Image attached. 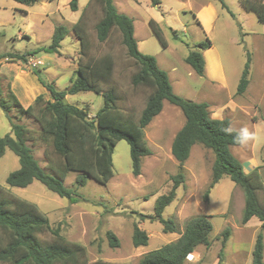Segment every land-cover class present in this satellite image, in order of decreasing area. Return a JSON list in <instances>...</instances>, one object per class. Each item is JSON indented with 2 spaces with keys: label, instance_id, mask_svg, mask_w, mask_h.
I'll return each instance as SVG.
<instances>
[{
  "label": "rangeland",
  "instance_id": "374dc122",
  "mask_svg": "<svg viewBox=\"0 0 264 264\" xmlns=\"http://www.w3.org/2000/svg\"><path fill=\"white\" fill-rule=\"evenodd\" d=\"M69 1L38 0L33 5H26L15 0H0V84L6 97L8 86L15 78L11 91L20 103L25 102L23 97L27 89L16 80V75H20L21 68L29 69L33 64L35 65L30 70L34 71L41 88L46 89V86L39 78L53 83L59 90H65L77 75L80 42L72 30L62 41L60 53L39 51L35 57L27 55V62L12 58L14 54L28 53L48 46L58 25L63 24L71 29L89 0H79L77 11L70 8ZM157 1L160 7L153 5L151 0H114V4L119 12L134 19L137 38L142 41L140 50L154 55L159 66L173 75L171 77L177 94L194 101L207 102L214 109L220 105L225 108V113L232 110L237 116V121L232 122L233 129L239 131L246 128L251 138L257 136L253 149L260 154V146L264 145V22L258 20L254 11L247 10L241 0H225L228 8L223 7L220 0ZM206 1H212L217 12L213 24L207 25L208 29L203 27L205 23L198 15L201 3ZM151 17H154L162 29L167 46H163L152 31L148 22ZM96 21L97 18L93 17L88 24L95 42ZM207 37L220 58L226 75L225 83L212 81L206 71L205 75L197 74L186 61L189 52ZM98 45L99 52L114 53L116 64L113 83L126 98L124 104L135 106L139 112L145 105L146 96L142 91L131 89L133 62L128 58L121 40L115 36L109 42ZM209 56L213 70L215 62L212 53ZM248 58L249 84L244 92L238 93ZM172 67H176L177 73L183 76L182 82H176ZM190 70L193 75L188 72ZM67 101L85 108L91 116L103 105L102 95L93 91L68 94ZM232 106L234 110L230 109ZM252 115H256L257 126L250 121ZM10 117L15 122L27 125L38 135L40 125L33 117L22 114L15 106L8 115L0 106V136L11 131ZM185 119L179 106L168 100L164 101L162 111L145 129L152 154L142 157V171L138 176L132 172L130 145L122 139L114 149V176L110 181L103 185L89 178L84 186L78 187L75 183L77 174L71 172L65 179V185L74 191L72 198L61 197L38 180L26 187L9 186L6 177L20 166L18 156L10 149L0 159V184L37 203L48 215L53 227L60 226L61 233L69 240L86 245L90 262L102 259L137 264L143 253L177 238L178 232H164L160 221L143 218L141 213L153 214L156 199L168 193L174 185L172 177L181 168L172 154L171 145ZM28 144L42 167L49 171L44 156L45 143L38 140L34 144L33 140H29ZM214 160L215 153L212 149L200 143L192 147L183 168L185 181L177 188L176 196L165 208L163 216L173 219L182 230L193 216L208 215L213 224L211 238L218 240L204 260H201V264H225L228 259L229 264H232L231 258L217 254L222 243L219 232L226 227L230 228L226 249H234L233 242L238 232L234 224H243L241 220L245 193L229 177H224L211 188L208 201L204 200V194L212 180ZM135 224L149 234L147 245L134 246L132 236ZM108 231L116 234L118 246L110 245ZM244 233V241L239 248L248 253V232ZM40 237L51 240V233L44 232ZM200 251H204V246L200 247ZM241 259L244 264H251L252 255L250 260H246L245 255L243 258L237 257L239 262ZM197 261L196 254L195 257L191 254L184 264H198Z\"/></svg>",
  "mask_w": 264,
  "mask_h": 264
},
{
  "label": "trees",
  "instance_id": "16d2710c",
  "mask_svg": "<svg viewBox=\"0 0 264 264\" xmlns=\"http://www.w3.org/2000/svg\"><path fill=\"white\" fill-rule=\"evenodd\" d=\"M26 5H33L38 0H15ZM153 5L157 0H151ZM222 6L228 8L225 0ZM247 10L254 11L259 21L264 22V0H241ZM70 8L77 11L79 0H70ZM97 18L95 23L96 38L89 29V20ZM149 24L163 46H167L162 29L150 19ZM73 31L80 42L77 60V75L65 90L57 89L53 83L39 78L50 95L47 98L39 94L27 107L17 100L8 86V97L0 84V106L9 115L15 106L19 112L33 117L40 125L36 136L27 125L15 122L11 117V131L0 136V159L7 149L19 158L20 166L6 177L11 187H26L34 180L43 183L48 189L61 197L72 198L73 190L65 185V179L71 172H76V185L84 186L89 178L106 185L114 176L113 154L118 141L124 139L130 145L132 172L141 174L142 157L152 154L146 138V127L158 115L164 106V100L179 106L185 117V123L175 134L171 151L180 165V171L172 177V189L156 199L153 214L141 213L143 218L160 221L164 232H178L180 235L161 247L142 254L137 264H184L189 254L199 245L210 247L213 242L211 233L213 224L206 214L190 218L182 230L173 219L163 216L165 208L176 196L177 188L185 181L184 164L196 143L212 149L215 160L212 165V180L204 194L208 201L209 193L223 177H229L245 193V206L242 223L257 216L264 229V180L259 169L244 171L243 163L234 155L231 147L239 145L235 140L238 130L230 126L228 118L211 116L209 104L187 99L174 92L170 77L162 69L154 55L139 49L135 37L133 18L121 13L114 0H89L79 18L68 28L58 25L52 34L48 46L37 48L28 53L14 54L13 60L27 62V55L35 57L39 51L57 52L62 41ZM117 36L125 48L128 58L133 62L131 89L145 93V105L137 112L135 106L125 105V97L119 92L114 80L115 56L112 51L99 52L100 43L109 42ZM97 43V44H96ZM211 46V40L197 44L191 50L186 61L199 75L205 74L203 51ZM250 59L245 63L237 92L242 93L249 84ZM80 91H93L102 95L103 105L91 116L89 112L67 101L68 94ZM4 94V95H3ZM231 128L232 132L224 129ZM29 140L45 143L44 156L47 171L36 158ZM51 233V240H44L40 235ZM231 230L226 227L221 231L224 246ZM110 245L118 246L119 239L112 231L107 232ZM132 242L135 247L147 245L149 234L134 225ZM221 248L219 256H222ZM0 264H124L99 259L90 262L86 245L73 242L61 233L60 226L53 227L48 215L33 201L12 192L0 184ZM252 264H264V239L259 232L253 249Z\"/></svg>",
  "mask_w": 264,
  "mask_h": 264
},
{
  "label": "crops",
  "instance_id": "0c3cea01",
  "mask_svg": "<svg viewBox=\"0 0 264 264\" xmlns=\"http://www.w3.org/2000/svg\"><path fill=\"white\" fill-rule=\"evenodd\" d=\"M155 5H158V7H160L159 2ZM216 14H217V12H216V8H215V4L212 1H206V2L201 3V6L198 10V15H199L200 19H202V22L205 23L204 24L205 26H203V27L208 29L209 27H207V25L211 26V24H213ZM150 19L155 20L154 17H151L148 19V22L150 21ZM133 21H134V19H133ZM134 26H135L134 34H135V37L138 41L139 49H141L142 41H140L137 38V29H136L135 23H134ZM211 53L213 55V59L215 62V68L213 70L210 67V56L209 55H211ZM203 55L205 58V71H206V73H208V76L210 77V79L212 81H219V82L225 83L226 75H225L223 68H222V65L220 63V58L217 55V53L215 52L214 47H212V43H211V46H209L207 49H205L203 51ZM6 59H8V58H6ZM157 62H158V60H157ZM30 68H33V67L31 66ZM30 68L29 69L21 68L19 71L20 75H18V74L16 75V77H17L16 80L20 81V83H22V85L27 89L26 93L24 94V97H23L25 102H23V103L21 102L22 105L25 107H27L28 105L33 103L35 98L39 94H44L47 98L50 95L47 88L45 89L44 87L43 88L40 87V85L38 84L39 83L38 78L33 74L34 71L32 69L30 70ZM172 72L175 73L174 78H175L177 83L183 81V78H182L183 76L181 74L177 73L176 67H172ZM188 72L193 75L192 70H190ZM167 73L170 77L174 92L177 94V92L175 91V87L173 85V81H172V77H171L172 74L169 72H167ZM14 82H15V78L12 80L11 84L9 83L10 86H14ZM190 100H193V99H190ZM233 108H234V106H232V108H230V109H233ZM209 110L211 112V116L214 118H219V119L228 118L230 121L231 127H232V122L237 121V116H236V114H234L232 112V110H230L229 113H225V108L221 107L220 105H218L216 109L212 108V106L209 105ZM232 113H233V116H232ZM250 121L257 126L256 115H252V118H250ZM256 138H257V136L250 138L244 144L234 145L231 147V150L234 153V155L243 163L245 172L248 173L253 168L257 167L259 169L262 177H263V180H264V145L260 146L261 151H260V154H258V152L253 149L254 146L256 145V142L258 139V138L257 139ZM245 148H248V149L244 150ZM244 206H245V204H244ZM234 227H236V230L238 231L237 236L235 237V240L233 242V246H235L234 249H232L231 251H227V249H226L227 242H228V239H227L224 246L221 243V247L219 249V252H220L221 248L223 247V250H222L223 256H226L225 258H231L232 264H244L242 259L240 262L237 260V257L243 258L244 255L246 256V260H250V256L252 255V261H253V249L255 246V242H256V238H257L258 233L262 232L263 237H264V229L262 228L261 220L257 216H253L246 223H243L240 226H238V224H234ZM244 231L248 232L247 239H246L249 242L248 244H249V248H250V251L248 253L244 252L242 250V248H239L240 246L242 247V242L244 241V236H245ZM175 233H177V232H175ZM219 233H221V232H219ZM219 233H217V234H219ZM176 235L178 238L180 234L177 233ZM217 240L218 239L214 238L212 245L210 247H206L205 245H199L200 247L204 246L203 252L200 251V247L198 246L195 249V251L193 253H191V254H193V257H195V254H196V257L198 258V261H197L198 264H201V260L202 261L204 260L205 256L207 255V252L211 251V248L214 246V244ZM219 252L217 254H219ZM252 261H251V264H252ZM229 262H230V259H228L225 262V264H229Z\"/></svg>",
  "mask_w": 264,
  "mask_h": 264
},
{
  "label": "clouds",
  "instance_id": "9594fccd",
  "mask_svg": "<svg viewBox=\"0 0 264 264\" xmlns=\"http://www.w3.org/2000/svg\"><path fill=\"white\" fill-rule=\"evenodd\" d=\"M224 131L231 133L232 129L231 128H226V129H224ZM250 138H251L250 133H249V131L246 128H243V129L239 130L236 133V136H235V140L238 143H240V144L246 143L247 140H249Z\"/></svg>",
  "mask_w": 264,
  "mask_h": 264
},
{
  "label": "built area",
  "instance_id": "2783aa9c",
  "mask_svg": "<svg viewBox=\"0 0 264 264\" xmlns=\"http://www.w3.org/2000/svg\"><path fill=\"white\" fill-rule=\"evenodd\" d=\"M34 65H35V64H33L32 66H34ZM189 255H190V254H189ZM189 255H188V256H189Z\"/></svg>",
  "mask_w": 264,
  "mask_h": 264
}]
</instances>
